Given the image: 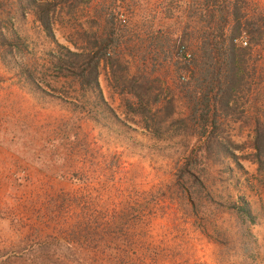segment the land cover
Here are the masks:
<instances>
[{"label": "rangeland", "instance_id": "1", "mask_svg": "<svg viewBox=\"0 0 264 264\" xmlns=\"http://www.w3.org/2000/svg\"><path fill=\"white\" fill-rule=\"evenodd\" d=\"M32 2L49 36L0 0V264H264V0ZM84 41L162 86L170 121L207 115L209 144L140 129L103 65L101 101L58 78Z\"/></svg>", "mask_w": 264, "mask_h": 264}, {"label": "trees", "instance_id": "2", "mask_svg": "<svg viewBox=\"0 0 264 264\" xmlns=\"http://www.w3.org/2000/svg\"><path fill=\"white\" fill-rule=\"evenodd\" d=\"M17 1L27 5L30 4L32 8L35 9L33 11L35 20L42 28V31L49 36L50 17L54 12V3L50 8L45 6L42 9L39 6H37V8H35V6L33 7V0ZM231 40L232 39H229V44L226 46L228 53L233 54L235 49L231 44ZM8 45L9 43H5L3 41L0 42L2 49L8 48ZM5 52L6 51H3V53ZM56 52L58 55L53 61H51V65L53 64V67L57 70L58 78L68 81L71 80L77 89L82 92L95 94L99 101L102 100L101 92L97 85L99 67L103 65L102 67L107 68V83L109 86L111 85L114 90L118 91V93H127L130 96V99L123 101V107L125 109L124 113L136 116L137 125L140 129L155 135L158 134L159 131H168L173 127H177L178 132H185L188 130L189 132L198 134L199 143L203 144L204 148L209 144V130L211 129V124L206 123L207 119L205 118L207 115L203 113L201 116L202 124H200L201 121H196L197 119L195 118H193L192 121L186 120V118L177 119L173 122L170 121L169 117L171 113L169 111L172 106L171 100H169L168 97V99H166L167 101L158 99V92L161 90L160 88H162V86L155 85V80L146 75L139 74L136 76L135 73L129 74L127 62L121 58H105V54L103 55V53L100 57L96 56L97 53L92 50L90 45H88V41H84L82 45H76V47L74 46V51L69 50L67 47L57 45ZM206 90L207 87H203L202 90L198 88V91L194 92L195 96L198 94L197 98L200 99V105H202L205 101L202 105V110L205 108L208 109L210 104H212V106L215 104L213 102L215 99L214 96L207 97L206 94L204 95ZM199 104L194 101L193 106L195 107ZM258 137L259 132L254 135V147L252 148L254 153L252 158L253 161L260 166L262 165V162H264V140L261 139L260 141ZM259 144L263 147L261 152L257 147Z\"/></svg>", "mask_w": 264, "mask_h": 264}, {"label": "built area", "instance_id": "3", "mask_svg": "<svg viewBox=\"0 0 264 264\" xmlns=\"http://www.w3.org/2000/svg\"><path fill=\"white\" fill-rule=\"evenodd\" d=\"M240 43H241L242 45H245V42H244V41H240Z\"/></svg>", "mask_w": 264, "mask_h": 264}]
</instances>
